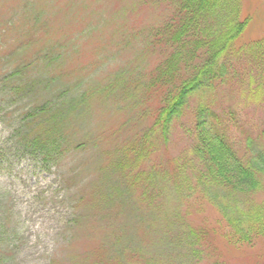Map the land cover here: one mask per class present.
I'll return each mask as SVG.
<instances>
[{
    "label": "trees",
    "instance_id": "obj_1",
    "mask_svg": "<svg viewBox=\"0 0 264 264\" xmlns=\"http://www.w3.org/2000/svg\"><path fill=\"white\" fill-rule=\"evenodd\" d=\"M21 1V12L15 14V19L20 22L30 17L33 25L0 26V49L5 47L4 41L14 32L17 46L13 56L8 58L19 57L14 70L0 74V84L8 92L9 102L12 104L28 102L20 116L22 122L11 130L17 139L16 145H20L24 152L36 160L38 168H56L67 155L90 147V139H76L72 129H77L79 122L86 118L92 103H101L103 94L108 95L120 88L126 91L127 84L131 100L128 105L134 110L135 116L140 117L145 109L152 113L149 118L135 120L136 127L132 128L134 123L131 122L123 135L112 141L113 144L110 143L109 155L113 156L109 163L111 176L108 175L109 186L103 203H116L123 208L121 218L126 223L124 226L128 228L129 236L115 235L110 248L100 240L101 247L96 253L119 262L114 264H130L132 258L129 256L132 255L143 259L138 264H202L207 255L200 248L193 250L195 247L192 239L196 238V234L182 220L186 215V211L181 209L184 200L180 189L183 186L175 184L173 178L174 175H180L184 182H194L204 196L212 195L209 190L215 188V195L224 188H230L232 192L239 194L259 191L260 183L254 178V174L259 167H264V160H261L263 165L257 167V160L248 157L254 148L253 136L240 129V120L233 117L231 109L215 112L213 104L208 107L205 99H209L207 90L214 85L216 78L226 77L228 72L232 78H224L223 83L227 82V86L236 83L237 87L231 85L230 90L238 88V92L242 94L243 87L240 88V85L245 84L246 79L237 75L238 72L234 70L239 63L247 67V72L243 73L251 74L253 78L249 77V83L255 85H246L245 107L256 106L261 102L264 104V39L254 44L251 51L244 52V58L233 63L228 59H236L233 57L239 55L241 47L235 48L232 41L243 33L247 25V21H238L234 0H136L131 4L130 10L135 17L138 15V24H130L128 30L139 32L146 43L137 54L138 58L135 56L128 63L124 74H116L102 89L95 90L94 86L88 85L86 91L75 93L72 99L66 100V96L73 92L72 88L80 83L75 82L70 88L64 83L66 77L72 76V71L68 68L73 63L65 66L62 60L64 58L56 53V49L50 48L51 45L46 42L42 44L43 41L39 38L46 36L50 28H55L58 34L72 26H48V16L40 17L34 13L42 11L38 8V0L36 9L35 0ZM149 10L158 11L161 20L145 29L140 28L144 26L140 20ZM127 14L120 13L121 16ZM146 18L151 19L150 13ZM122 27L127 29V26ZM114 31L119 33L120 29ZM99 44L102 48L105 47L100 42L90 47H97ZM31 50L32 57H29ZM22 54L26 56L20 58ZM144 61L146 62L143 63ZM2 63L0 57V67ZM54 65L59 70L53 73ZM222 79L223 77L220 82ZM49 87L60 89L57 98H46ZM42 92L44 95L39 96ZM197 100L200 102L197 103ZM149 102H155L154 106L149 105ZM146 105L151 108H146ZM261 122L259 136L264 144V116ZM174 126L178 131L176 142H172ZM230 127H236L240 134H244L240 141L247 149L243 150L235 142L232 143L231 136L234 134H231ZM177 140L184 146L182 154L166 162L167 165L161 159L159 164H154L160 166L159 170H154L150 163L157 157L155 155L161 151L164 154L169 152L171 147H176ZM257 157H261L259 152ZM167 166L170 171L166 169ZM185 190L192 192L190 189ZM170 191H176L175 197ZM238 199L235 198V202L227 206L222 203L221 198L215 203V207L222 217L246 216ZM175 217L177 224H172L170 219ZM247 217L249 220L245 234L250 235L240 234L232 223L236 232H230L233 240H247L251 246L253 241L264 238V217L258 213ZM81 221L80 217L75 219L74 216L70 220L68 232L71 233L66 242L69 249L74 246L73 240L75 245L79 240L74 234L80 228ZM150 223L160 230L159 237L152 240L151 236L148 245V248H155L153 254L141 246L140 241H136L132 234L137 233L140 226L152 227ZM226 224L230 225L229 222ZM105 238L108 240V236ZM200 243V246L207 247L203 242ZM106 245L108 248L104 247ZM74 247L72 252L75 253ZM158 248L165 249L159 252ZM68 253L69 251L63 255L64 261L60 259L61 264H67L69 260L66 259H74V254ZM80 255L86 260L79 258ZM8 258L0 250V264H5ZM56 260L54 258L50 264H60ZM72 264H89L88 257L79 254L77 261Z\"/></svg>",
    "mask_w": 264,
    "mask_h": 264
},
{
    "label": "rangeland",
    "instance_id": "obj_2",
    "mask_svg": "<svg viewBox=\"0 0 264 264\" xmlns=\"http://www.w3.org/2000/svg\"><path fill=\"white\" fill-rule=\"evenodd\" d=\"M234 1L238 21H247L243 33L232 41L235 48H241L239 55L233 57L236 59H228V61L237 63V59L246 56L244 52L251 51L254 44L264 39V0ZM135 2L136 0H38L37 3L35 0L34 8L36 9L37 3L42 11L34 13L39 14L40 17L48 16V26H72L58 34L55 28H50L46 36L39 38L43 41L42 44L46 42L51 45L50 48L56 49V53L64 58L62 60L65 66L73 63L68 68L72 71V76L66 77L64 83L69 88L75 82L80 83L72 88L73 92L66 96V100L72 99L75 93L86 91L88 85L94 86L95 90L102 89L116 74H124L128 63H131L135 56L136 59L138 58L137 54L146 43L143 42L139 32L128 30L130 24H138L136 22L138 15L135 17L130 10L131 4ZM21 5V0H0V13H2L0 26L5 24L32 26L30 17L28 20L16 21L15 14L21 12ZM152 10L143 15L140 22L144 26L139 25L140 28L145 29L159 21V12ZM120 13L128 14L121 16ZM149 13L151 19L146 18ZM138 14L141 15V13ZM122 26H127V29ZM117 28L120 29L119 33L114 31ZM97 42L105 44V47L102 48L100 44L97 47H90ZM3 44L6 45L0 49V57L3 60L0 67L1 75L14 70L19 63V57L8 58L10 55L13 56L16 49V34L10 33ZM59 44L60 47H57ZM32 53L31 50L28 56L32 57ZM22 56L26 55L22 54L20 58ZM5 57L8 60L4 59ZM246 69L245 65L239 63L234 69L238 72L237 75H242V78L246 79L245 84L240 85V88L243 87L242 94L238 92V88L230 90L231 85L237 87L236 83H231L229 86L226 85L227 82L223 83L224 78H232L227 71L228 76H221L223 77L221 82V77H217L214 85L208 88L209 99L205 100L208 107L213 104L215 112L226 108L231 109L233 117L240 120V129L253 136L254 148L249 152L248 157L257 160L256 165L259 167L263 165L261 160H264V144L259 136L264 104L261 102L256 106L245 107L247 102L245 93L248 89L246 85L255 87L254 84L253 86L249 83V77L253 78L251 74L243 73L247 72ZM57 70H59L57 65H54L53 73ZM125 88L126 91L120 88L113 93L109 92L108 95L103 94L104 99L101 103L97 105L93 102L86 118L79 122L77 129H72L76 139L80 138L82 141H84L83 138L90 139V147L67 155L56 168L46 169L38 168L36 160L29 153L24 152L20 145H16L17 139L11 131L12 127L22 122L20 116L23 115L22 111L28 102L12 104L9 102L8 92L0 84V250L9 257L5 264H50L54 258L61 264L60 259L64 261L63 255L67 251H69L68 254H74L72 262L66 259V261L69 260L67 264L75 263L79 254L87 256L89 264L119 263L112 257L105 258L96 253L101 247V241L110 248L115 235L129 236L128 228L124 226L126 223L121 218L123 208L116 203L111 205L103 203L109 186L108 175L111 176L109 163L113 156L109 155L110 143L120 138L131 122L134 123L132 128L136 127L135 120L149 118L152 113L145 109L140 117L135 116L134 110L128 105L131 100L128 96L130 90L127 84ZM224 90L225 92L222 93ZM59 92L58 87H49L45 96L48 99H55ZM43 95L44 92L39 94V96ZM154 103L149 105L154 106ZM191 104L194 105V102ZM149 105H146V108H151ZM135 112L137 113V110ZM230 130L231 134H234L230 135L233 139L232 143L235 142V145L241 146L243 150L247 149L246 145L240 141L244 134H240V130L236 127H230ZM176 134H178L177 129L172 142H176ZM115 136L117 137L112 139ZM183 148L182 142L177 140L176 147H171L165 154L162 151L156 154L157 157L152 159L150 164L153 165L154 170H159L160 166L154 164H159L162 159L167 165L166 162L182 154ZM258 152L260 159L257 157ZM167 167L166 169L170 171V167ZM263 171L264 167H259L254 174V178L260 183L259 191L239 194L232 192L230 188H224L215 195V188L209 190L212 195L205 196L199 192L194 182H184L182 176L174 175L173 182L183 186V189H180L184 200L181 209L183 212L186 211V215L182 217V220L196 234V238L192 239L195 247L193 250L200 248L203 250L202 253L207 255L202 264H264V238L253 241L250 246L247 240L241 239L240 242L233 240L232 232H230H236L233 228L235 226L240 234L250 235V233L245 234L249 220L247 216L258 213L264 217ZM65 178L67 181H63ZM185 189H190L192 192H187ZM169 193H172L174 197L176 195V191ZM221 198L222 203L226 205H232L235 198H239L238 200L242 203L241 210L246 213V216L240 212L242 215L238 217L235 215L222 217L215 207V203ZM73 216L75 219L80 217L82 220L80 228L76 229L74 234L79 237V240L76 245L73 240L75 247L71 245L76 249L75 253L72 252L73 247L71 249L66 247L67 237L71 233L68 232L69 223ZM170 222L177 224V217L171 218ZM227 222L230 225H227ZM150 224L152 227L140 226L139 231L132 234L136 241H140L141 246L153 254L155 248H148V245L151 236L152 240L156 236L159 237L160 230L154 227L153 223ZM236 236L240 238V235L236 234ZM200 242L207 247L200 246ZM107 245L104 247L108 248ZM164 249L157 250L162 252ZM92 250H95L94 253ZM129 257L132 258L130 264H138L140 260H143L138 255ZM79 258L85 259L81 255Z\"/></svg>",
    "mask_w": 264,
    "mask_h": 264
}]
</instances>
